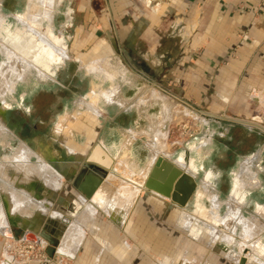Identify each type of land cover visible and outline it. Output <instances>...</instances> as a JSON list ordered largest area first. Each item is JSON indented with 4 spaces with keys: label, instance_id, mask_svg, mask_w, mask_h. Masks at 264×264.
Wrapping results in <instances>:
<instances>
[{
    "label": "crops",
    "instance_id": "1",
    "mask_svg": "<svg viewBox=\"0 0 264 264\" xmlns=\"http://www.w3.org/2000/svg\"><path fill=\"white\" fill-rule=\"evenodd\" d=\"M28 2L30 10L33 4H37L33 0ZM53 5L56 6L55 0L50 8ZM81 6L84 12L82 26L86 28L92 24L98 33H102L101 27L108 26L109 35L118 45L119 53L124 55L126 64L142 75V80L148 85L146 95L150 99L144 98L148 101L146 104L140 103L141 106L137 102L134 106L159 109L157 116L148 118L140 136L141 129L136 126L138 120L132 119V125L125 127V133L131 140L128 151L131 161L139 167L144 166L150 156V148L145 141L151 123L157 121L156 125L166 131L167 124L174 123L175 111L180 108L178 102L185 104V112L190 114L188 118L192 121L191 115H194L196 125L200 124L201 129L188 142L185 152L175 156L174 152L168 151V162L195 182L190 195L193 208L190 211L183 209L192 214L197 202L209 210L211 202L206 195L211 193L221 203L218 213L223 222L227 220L225 228L235 230L230 241L221 237L226 233L224 230L217 244L211 246L209 228L204 220L198 223L199 228L195 224L188 229L182 228V207L170 203L172 210L169 215L160 214L158 207L166 205L165 201L149 190L138 195L125 225L117 226L101 209L91 213L86 208L90 200L74 191L70 182L63 180L58 190L44 187L47 195L35 193L34 196L36 200L44 197L50 201L45 214L39 208L35 209L31 218L36 223L34 229L30 228L39 236L44 231L54 241V257L47 264H165L163 259L166 257L172 262L182 259L186 264H196L191 255L195 244H203L215 254L220 252L217 248L219 242L228 244V248H237L236 257L227 255L233 264H240L242 258L245 264H264V256L260 258L263 261H259L250 243L241 242L243 229L232 220L234 216H230L236 208L237 218L254 224L258 231L253 230L257 234L250 242L259 240L264 248V215L259 212L260 208L264 210V0H82ZM68 7L70 12L67 16L64 14V18L71 17L73 9L71 5ZM42 24L47 26L44 21ZM156 93L166 100L163 99L167 105L171 104L169 108H175L174 111L170 109L167 120L164 119L162 101L154 96ZM135 100L140 101L138 98L126 99V105H133ZM133 124L136 127L133 128ZM98 125L95 129L99 128ZM85 134L87 147L84 150H87L96 137V130L90 143ZM142 136L145 140L136 150L134 144ZM99 143L115 160L124 154L123 151L117 155L113 153L114 150H122L123 143L114 144L115 147ZM141 155L144 156L142 159ZM157 155L156 161L165 156ZM199 176L198 183L196 179ZM198 191L207 192L198 197ZM145 195L152 200H145ZM143 202L150 204L156 217L159 216L156 220L172 219L173 229H160L152 223L141 204ZM83 210L88 213L91 224L81 227V242L75 254L69 259L64 258L59 253V241L69 222ZM56 212L57 216L53 217ZM150 222L152 228L148 232ZM137 223L141 227L140 232L134 225ZM175 233H184L185 237L181 239ZM134 234L141 235L137 246L128 241V237ZM117 251L122 252L120 258ZM205 258L206 263L201 264H216V256L212 253Z\"/></svg>",
    "mask_w": 264,
    "mask_h": 264
},
{
    "label": "rangeland",
    "instance_id": "2",
    "mask_svg": "<svg viewBox=\"0 0 264 264\" xmlns=\"http://www.w3.org/2000/svg\"><path fill=\"white\" fill-rule=\"evenodd\" d=\"M36 1L39 2L38 0ZM36 1H34V3ZM52 2L53 0L50 3L52 4ZM28 3L27 1H25L24 3L22 0L21 2L19 0H0V16L3 17V19H5V22L7 25H9V28H12L20 24L19 21H17V19L15 18L16 15L24 16L26 13L30 12L29 14L35 16L38 12L40 11L44 12L45 8H48L50 11L49 20L47 19L43 20L45 23H47L46 28L48 29L46 31H50V28H52V30L56 34L62 36L64 35L66 37L67 39L66 45H67L68 53L66 55V52H64L65 56L64 54H62L63 57H61V60L63 62L66 58H68L67 61H71L70 64L72 68L69 71L70 72L69 74H71V76L66 83L63 84L58 83L59 85H53L51 82L54 80L52 79L51 76L48 75L49 76L48 80H41L40 78L37 77L36 73L34 72V74L27 75L25 81L18 82L16 84L15 90L11 94L12 96L7 95L5 100L6 103L4 105V108H2V112L5 117L4 119L5 131L7 133L5 139L6 146L5 147L0 146V159H2L3 156H8L9 157L7 158L8 160L11 159L13 156L16 155V153L19 151V148L21 146L26 147V149L31 154L32 153L31 150L33 149L28 147L26 145V142L31 138L32 132L39 133L40 135L43 136L42 138L43 141H41L40 144L41 145L46 144L48 148H50L52 153L55 155V161L53 163L59 166L60 164L75 163V159H74L75 157L81 159L80 161H83L86 157H88V154L91 153V148L94 147L99 142H105L107 146L112 145L111 147H115L114 144L118 146L123 143L122 150L120 149V151L118 152L117 150H114L113 153L115 155H117L121 151H123L124 153L125 149H127L130 152L131 140L129 138L130 136L129 135L127 136V133H125V129L132 125L131 124L132 119L138 120V124L136 126L138 129H141L139 131L140 132L139 136H140L143 131L142 129H145L147 126L148 118H154L155 115L158 114L159 112L158 107L142 109L141 107L137 108L133 105H126L128 103L126 104L124 103L123 105L120 106L116 102H114V103H101L100 108L102 109L101 110L102 113L100 112L97 115V117L90 116L89 114L86 115L85 111H87L88 109L87 108L89 102L88 96H90L93 91L99 94L102 91H107L110 87L113 86L120 87V95L125 100L127 99L130 101L135 98L141 99V96L143 97V99L145 96H146L145 98H147L148 95L146 94H147L148 85L142 80L143 79L142 75H140L139 73L137 74L135 71H132L131 68H129V66L126 64L124 55L119 53L118 45H115L114 39L113 37H111L112 35H109L108 26H105L103 28L101 27L102 33H98L95 30L94 25L92 24L87 26L86 29H84L83 26H82L83 28H80L81 27L79 22L80 14L77 15V18L73 23L74 26L72 29L67 30L63 26L62 16L64 14L65 16L69 14L70 9L68 6L71 5L70 8L73 9L74 7V9H77L79 6V0H64L63 4L61 3V0L60 1L55 0L56 6L53 5L52 8H50V5H48L46 2L45 5L43 4L39 5L37 3L38 5L33 4V6L31 7L32 10H30ZM65 8H67V11L64 10ZM39 24L40 26L42 25V23ZM37 31L39 32L40 30ZM44 33L45 32H43V34ZM100 39L102 41H100V43L97 45V42ZM76 58L78 59V63L75 62ZM3 61H6L5 56L4 54L3 55L0 54V62ZM90 63L93 64L95 69L88 72L86 67ZM118 68L124 69L125 76H120L119 74H117L116 76L111 78L110 75L109 77H105V75L103 74L104 70L105 72L107 71L113 73L116 72L115 70H118ZM84 70H86V73L89 75H86ZM74 77L76 79H82L81 82L82 84H78ZM109 78L112 80L108 81ZM124 79L128 81H125ZM84 89L86 91L88 90V93L86 94L85 98L79 99L77 92L80 90L84 91ZM151 91L153 90L150 89L149 92ZM136 103L137 100H135L133 104ZM178 104L180 105L181 109L179 108L177 110L178 112H176V116H175L176 118L174 117L175 118L174 123L167 124L166 133L167 131L168 133L166 134L164 132L166 134L165 135L166 139L163 138L162 141L164 145L167 144L166 146H163V148H165L164 149L165 155L168 154L167 157L168 159L170 157L169 152H174L175 156L181 154L182 152H185L184 148L188 146V142H191L190 140L193 138L194 134L196 132L198 133L201 129L200 124H198V126L196 125L197 121L194 120V115H191L192 121H190V119L188 118L190 114H187L185 112V106H184L185 104L182 103L180 104L179 102ZM139 108L141 109L138 110ZM74 113H77L79 116L77 115L75 119L76 123L73 122L74 124L73 125L71 124L72 127L70 126L67 128L65 127L59 128L57 126L59 118L63 117L66 114L74 115ZM106 120H114L115 122L111 123ZM96 124H99L98 125L99 128L95 129ZM136 126L133 124V128ZM95 130H96V137L92 141L93 138H91V135H94ZM85 133H87V136L89 137L88 143H90L91 141L92 142L90 148H87V150L83 149L80 151L81 152L80 153L77 152L76 147L78 145L80 147H87L86 146L87 139ZM64 140L65 142L66 141L67 142L66 143L63 142ZM144 140L145 137L142 136V138L134 144L136 150H138L141 147L142 142ZM147 141H148V137L145 141V144L147 145L148 148H150ZM69 145L72 146L74 149L72 147L70 148ZM67 147L70 148L71 151L70 155L67 154L66 152ZM143 157L144 156L141 155L140 159H142ZM156 158L157 157H155L154 159V164L156 163ZM30 160H31L30 164H35L38 162V160H36L35 155H32ZM9 165L10 168L7 169V173L5 177L12 182L15 177L13 175L15 173V170L13 169V164L11 162H9ZM50 166L54 170V172H52V175L54 177L55 175L61 176V173H59L54 167H52V165ZM177 166L180 167L179 164ZM181 167L183 168L184 165H182ZM123 178H125L128 182H131L134 178V174H130V171L126 169L125 171H123ZM145 178L146 175L141 180L143 184L144 182L146 183L148 179ZM63 180L64 182H66L64 176H62L61 178L60 186ZM196 180L199 183L200 176L197 177ZM143 191L146 190L143 189L142 192ZM36 194L39 196L38 193ZM0 199H2V197H0ZM164 201L167 207L172 210L170 205V203L172 204V202L170 200H164ZM188 203H189L188 204L189 208L186 210H190V208L193 207L194 204L193 198H190ZM141 204L144 207L146 211V215L149 217L150 221L152 223L157 224V227H159L160 229L166 228L167 230L173 229L172 225L174 222L172 219H165V221H162L160 219L156 220V218L159 216L156 217L150 204H147L146 202H143ZM133 207L134 204L130 209V213H132ZM169 209L164 208V210L167 213L165 212L164 214L163 213L160 214L164 216L169 215V212L171 211ZM159 210L161 209L159 208ZM186 210L181 209L182 213H186ZM186 214H190V213H186ZM151 222L149 224L148 232H150L152 228ZM17 223L18 222L13 221L12 224L20 227V225ZM33 223L34 221L29 222V224H33ZM155 224L154 226L156 227ZM116 225L120 226V224H116ZM122 225H125V223ZM134 225L138 227L139 223ZM140 228L141 227L139 226L138 227L139 232L141 230ZM11 229H14V227H11ZM225 229L221 228L219 229V231L222 232L223 230L224 232ZM228 229H227L228 231H232L234 228L232 230L230 228ZM29 230L30 229L26 227L23 229L24 232H27ZM30 231L33 233L32 230ZM175 235L178 236L180 235L179 237H181V239L185 237L184 233H179V234L175 233ZM140 237H141L140 234H138L137 236L134 234V236H132L131 238L128 237V241L132 242L133 246H137V243H139L140 241ZM262 237L264 242V236ZM15 241L16 240L4 238L0 234V264L4 260L5 255L9 257H13L14 264L15 262L16 264L19 263L24 264L22 260H24L26 264H47L54 257V254H52V257H48L47 255L48 248L49 247L53 248V245L49 244L48 241H46L45 246L42 247H40L39 244L33 242V240H26L24 238L22 239L20 238V240L17 241L18 243ZM21 241L22 243H20ZM9 244L10 245L13 244L12 248L10 249L8 248L10 246ZM198 244H195L194 246L191 244V246H193L191 255L195 259L196 264H201L202 262L206 263L205 256L211 253L214 255V253L213 251H210L208 247L204 246L203 244L200 243ZM28 246H31L32 248ZM230 248L234 250L236 247L230 246L229 249ZM235 250H237V248ZM60 256L62 255L60 254ZM218 258L219 259L216 264H233L232 261L228 262L222 256L220 257L218 256ZM57 259L59 258L56 257V260ZM176 261H178V259Z\"/></svg>",
    "mask_w": 264,
    "mask_h": 264
},
{
    "label": "bare ground",
    "instance_id": "3",
    "mask_svg": "<svg viewBox=\"0 0 264 264\" xmlns=\"http://www.w3.org/2000/svg\"><path fill=\"white\" fill-rule=\"evenodd\" d=\"M38 1L40 3L37 1L36 2L39 5L40 4L45 5V2L48 3V5H51L50 2L52 0H38ZM29 13H26L24 16L22 15L15 16L17 21H19V23L22 24L20 25L21 26L20 32L23 31L26 35H24L22 38H20V36H17L16 39L13 41L11 38L5 39L0 36V54L2 55L4 54L6 60L0 62V109H1L0 110V146L2 147L6 146L5 139L7 132L5 131V121H4V114L2 112V108H4V105L6 103L5 100L7 95H11L15 90L16 84L18 82L25 81L27 75L29 74H34L35 72L37 77L40 78L41 80H48L50 76V75L48 76V74L44 72L45 70L41 69V67L37 63L33 62L34 58L33 59L29 58L27 57V55L19 52L18 50L19 49H27V51L36 50L35 56L36 55L41 56L43 53H45L46 57L50 58L49 60H52L53 62H62L61 60V57H63L62 54H64L65 56L64 49L54 48L52 44H50V40L46 34L49 33L52 30V28H50V31H46V33L42 34L41 32H38L35 29V27L28 24V21L34 24H39L42 23L41 21L45 19L49 20V14H50L49 9L45 8L44 12L40 11L35 16ZM5 26L6 25L5 22L3 21V17L0 16V35ZM66 60H68V58H66ZM38 63L41 62L38 61ZM86 68L88 72L95 69L92 63L88 64ZM115 71L116 72L112 73L107 71L105 72L104 70L103 74L105 75V77H109L110 75L111 78L116 76L117 74H119L120 76H125L124 69L118 68V70ZM109 80L112 79L109 78L108 81ZM154 96L157 100L160 99V101H162L163 104L162 111L164 114V119L167 120V116H169V111L173 107L169 108L168 105L171 104L167 105V102H165L166 100L163 98L165 100L163 101V99L160 96H158L157 93ZM148 97L149 100L150 96ZM88 98H89L88 107H87L88 109L87 111H85V114L86 115L89 114L90 116H94V117L95 116L97 117V115L101 112L102 110L100 108L101 103L116 102L120 106L123 105L124 103L125 104L127 103V101L123 99V97L120 95L119 86L110 87L107 91H102L99 94L93 91L91 95L88 96ZM137 102L139 104L140 103L146 104L148 101L143 99V97L141 96L140 102L139 101ZM136 106L138 107V105ZM77 115H78L77 113H74V115H67V114L64 115L63 117L59 118L57 126L59 128L70 127L71 124L72 125L74 124L73 122H75ZM156 122L157 121H154L153 123H151L152 125H150L151 128L148 133V141H147V143L150 146V156L148 157V160L146 161L143 167H139L137 166L136 163L131 161L127 149H125L123 156L115 160L103 147L104 145L102 146L100 143H97L94 147L91 148V153H89L88 157L86 158H89L90 160H93L97 164L108 169L107 176L103 180L102 185H100L98 190L95 191L93 197L90 200V204H87L86 208L91 213L94 212L97 208H99L107 215H109L115 224L122 225L125 223V220L129 216L130 209L134 204V201L136 200L138 195L142 193L143 189L147 190L145 188L146 183L144 182L143 184L141 180L145 177V175L146 178L149 177V173L153 168L154 159L155 157H157V154L165 155V150H164L165 148H163V146H166L167 144L164 145L162 141L163 138L166 139L165 135L167 133L166 131H164L166 133L165 134L162 131L163 129L161 130L160 126L156 125ZM161 122H163V120H161ZM93 136L94 135H91V138ZM63 142H65V140ZM71 147L72 146H70V148ZM70 148L67 147V151H66L67 154L69 155L71 153ZM31 152L32 153L30 154L29 151L26 149V147L21 146L19 148V151L16 153V155L13 156L11 159L8 160L7 159L9 158L8 156H3V158L0 159V197H2V199H0V234L7 239L15 240L14 235H12L13 230L10 227L13 221L18 222L17 224H19L21 228L26 227L29 229L30 228L34 229L33 227L36 222H34L33 224H29V222H33L35 220L31 218L33 212L37 210L36 208H39V211H42V213L44 214L47 208L49 207L50 201H47L46 198L44 197L36 200V198L34 197L35 191L34 194H32L33 193L32 191L38 188L37 187L38 182H36V180H40L42 182L41 186L43 188L47 187L49 189L57 190L60 186L61 178L63 176L62 174L61 176L55 175V177L52 175V172H54V170L51 168L50 164L48 163L49 160L55 159V155L52 153V151L50 153L47 150L43 151L39 149L37 151L31 150ZM32 155H35L36 160H38V162L35 164H30L31 163L30 159ZM160 158L168 160L167 155L161 156ZM9 162L13 164V169L15 170V173L13 174L15 177L12 182L5 177L7 173V169L10 168ZM126 169L130 171V174H134V178L131 182H128L125 178H123V171H125ZM185 170L189 172V169L187 167H185ZM27 187H29L32 191L28 190ZM206 192L207 191H203V192L198 191V197H200L202 194H205ZM151 193L155 194L156 196L164 200H169L158 192L151 191ZM206 196H208V199L211 202V206H210L211 208L207 210L202 206V204L196 202L195 209L192 214H186V213L181 214L182 216L180 219L181 227L188 229L189 227H192V225L194 224L198 227L199 226L198 223L201 220L202 221L204 220V222L207 224L209 228L208 232H209V237H210L209 239L211 246L214 243L217 244L216 241L221 237H223V239H225L226 241L227 240L230 241L233 238V233H234L233 230L235 229L233 230L231 229L232 231L228 233L227 231L229 229L226 230L227 229L226 228L225 229L226 233L224 232L225 234H223V236L220 237L221 231H219V229L221 228L223 229L227 227V225L224 224L226 223L227 220L223 222V220L219 217L218 210L221 203L218 201L217 197L211 193L207 194ZM172 205H177V204L172 203ZM234 210L235 211L232 212L230 216L232 217L234 216L232 220L237 221L238 223L237 226L243 229V233H241L240 235L242 239L241 242H243V244L250 243V246L255 251V253L253 254L257 255L258 260L262 262L263 260H261L260 258H263L264 256V248L261 242L258 239H257L258 241L254 240L255 242L252 243L250 242V240L252 241L253 236L257 234V233L256 234L253 233L255 232L253 230H256V227L254 226V224H249V220H244V218L241 217L237 218V209L235 208ZM259 212L261 215H264V210L262 208L259 209ZM56 214L58 213L57 212L54 213L53 217L57 216ZM88 216L89 215L86 212V210H83L78 217H76L74 220H71L69 222L68 224L69 227L67 228L66 232L63 233L59 241L60 244L58 245L59 253L64 258L72 257L75 254L76 248L78 249L81 242L80 233L83 232V229L81 227H85V226L88 227L91 224ZM29 219H31V221ZM58 226L60 228V225ZM26 234L31 236L33 242L39 244L40 247L45 246L46 241L43 238H40V236L37 233L33 234L29 230L27 231ZM92 234H94V232H92ZM17 241L18 240H16L15 242ZM11 246L12 245H10L8 248H10ZM242 250L243 249H241V251ZM117 255L120 256L121 251H117ZM235 255L236 253L233 255V257H236ZM13 260H14L13 257H9L5 255L4 260L1 262V264H14ZM163 260L165 264H186L184 261H182V259H178V261L172 262L170 259L166 257Z\"/></svg>",
    "mask_w": 264,
    "mask_h": 264
},
{
    "label": "flooded vegetation",
    "instance_id": "4",
    "mask_svg": "<svg viewBox=\"0 0 264 264\" xmlns=\"http://www.w3.org/2000/svg\"><path fill=\"white\" fill-rule=\"evenodd\" d=\"M20 2H21V0H19ZM24 3H25V1H27V3H28V0H22ZM81 4H82V0H79V6H78V8L77 9H74V7H73V11H72V13L70 14L71 15V17H67V18H64V16H62V18H63V26L67 29V30H70V29H72L73 28V23L75 22V20H76V18H77V15H79L80 14V17H79V19H80V28H83L82 27V17H83V14H84V12H83V10L81 9ZM3 21L5 22V19H3ZM28 24L29 25H32L33 27H35L37 30H40L41 31V33L43 34V32H45L46 33V30H47V28H46V24H42L41 26H40V24H34V23H31V22H29L28 21ZM5 27H4V29H3V31L1 32V37H3V38H5V39H7V38H11L12 39V41L13 40H15L16 39V37L17 36H20V38H22L24 35H26L23 31L22 32H20L21 31V26L20 25H22L21 23L20 24H18V25H16V26H14V27H12V28H9V25H7L6 24V22H5ZM84 29H86L85 27H84ZM39 31V32H40ZM88 31V30H87ZM18 32H19V34H18ZM47 35V37L49 38V40H50V44H52V46L54 47V48H63V49H65V52H66V55H67V45H66V42H67V39H66V37L63 35H59V34H56L53 30H51L49 33H47L46 34ZM82 35V34H81ZM83 36V35H82ZM100 41H102L101 39L97 42V45L100 43ZM104 41V40H103ZM106 42V41H105ZM107 43V42H106ZM14 44H15V42H14ZM94 49V48H93ZM19 52H21V53H23V54H25V55H27V57H29V58H34L33 59V62H35V63H37L40 67H41V69H43V70H45L44 72L45 73H47L48 75H50L51 77H52V79L54 80V81H52V80H50V81H52L51 83L53 84V85H59L58 83H61V84H63V83H66L67 82V80L70 78V76H71V74H69L70 72V70H71V68H72V66H71V61H67L66 59L63 61V62H53L52 60H49L50 58H48V57H46V54L45 53H43V52H41V53H43L41 56L39 55V56H35V53H36V50H28L27 51V49H19L18 50ZM56 53V52H55ZM38 59V60H37ZM38 61L39 62H41V63H38ZM50 63H49V62ZM75 62H77L78 63V59L76 58L75 59ZM83 69V68H82ZM84 72H85V74L86 75H89V74H87L86 73V70H84ZM77 77V76H76ZM75 78V77H74ZM76 79V78H75ZM76 81H77V83L78 84H82L81 82H82V79H76ZM51 87H53V86H51ZM88 93V90L86 91L85 89H84V91H78L77 92V95H78V98L80 99V98H85V96H86V94ZM78 100V99H77ZM76 100V101H77ZM4 119H5V117H4ZM42 138H43V136L42 135H40L39 133H35V132H32V134H31V138L26 142V145L28 146V147H30L31 149H33L34 151H37V150H47L48 152H50L51 153V150H50V148H48V146L45 144V145H41L40 144V142L42 141ZM40 144V145H39ZM112 146V145H111ZM111 146H109V147H111ZM80 148H82V149H80ZM84 149V147H80L79 145L76 147V150H77V152H80L81 150H83ZM81 153V152H80ZM75 159V163H66V164H60V166L59 165H56V164H54L53 162L55 161V159L54 160H49L48 161V163L50 164V165H52V167H54L59 173H61L63 176H64V179L66 180V182L68 181V182H70L71 183V185H72V181L78 176V175H80V173L82 172V168L84 167V165H85V159L83 160V161H80L81 159H79V158H77V157H75L74 158ZM79 164H80V166H79ZM77 166H79V167H77ZM36 182H38V184H37V189H34L33 191L29 188V187H27L28 188V190H30V191H32L33 192V194H34V191H35V193H38L39 194V196L40 195H47L48 194V192L46 193V192H44V188L43 189H41L42 187H41V181L40 180H36ZM39 185V186H38ZM73 186V185H72ZM74 188V187H73ZM74 191H76V190H74ZM35 195V194H34ZM144 199L145 200H147V199H151V198H149V195H145L144 196ZM152 200V199H151ZM189 201V200H188ZM188 204L189 203H187V205H186V207H185V209H188L189 208V206H188ZM171 205V204H170ZM166 206V207H165ZM172 206V205H171ZM159 208L161 209L160 210V212L161 213H165L166 211L164 210V208H167V209H169L168 207H167V205H162V206H159ZM193 207H191L190 208V210L192 209ZM169 210H171V209H169ZM190 210H187V211H190ZM167 213V212H166ZM12 227V226H11ZM22 229H24V228H22ZM12 230H14V229H12ZM22 239V236H20L19 237V239ZM18 239V240H19ZM235 247V246H234ZM217 248L219 249V251L222 253V254H219V253H215L214 255L216 256V258H217V260H215V262L217 263V261H218V256L220 257V256H222L223 258H225V260H227L228 262H230V261H232L231 259H228L227 258V255L228 256H231V255H234L235 254V252L237 251V250H233V249H229L228 248V244H225L224 242H219L218 243V245H217ZM214 253V252H213ZM233 262V261H232Z\"/></svg>",
    "mask_w": 264,
    "mask_h": 264
},
{
    "label": "water",
    "instance_id": "5",
    "mask_svg": "<svg viewBox=\"0 0 264 264\" xmlns=\"http://www.w3.org/2000/svg\"><path fill=\"white\" fill-rule=\"evenodd\" d=\"M107 173V168L86 158L82 172L72 181V185L86 200H91L95 191L106 178ZM145 188L162 194L180 207H186L190 195L195 189V182L187 174L173 167L168 160L159 158L149 174ZM12 227H14L15 240H18L20 236L26 240H33L21 227L14 224ZM40 238L46 239L49 244L54 245V241L46 236L44 231L40 234ZM52 254L53 248L49 247L47 250L48 257H52ZM240 264H245V259L242 258Z\"/></svg>",
    "mask_w": 264,
    "mask_h": 264
},
{
    "label": "built area",
    "instance_id": "6",
    "mask_svg": "<svg viewBox=\"0 0 264 264\" xmlns=\"http://www.w3.org/2000/svg\"><path fill=\"white\" fill-rule=\"evenodd\" d=\"M20 243H22V241H21ZM24 243H26V242H24ZM26 244H28V243H26ZM12 245H13V244H12ZM28 245H30V244H28ZM31 246H32V245H31ZM31 246H28V247L32 248ZM33 246H35V245H33ZM11 247H12V246H11ZM11 247H10V248H11ZM10 248H9V249H10ZM22 261L24 262V264H26V262H25L24 260H22Z\"/></svg>",
    "mask_w": 264,
    "mask_h": 264
}]
</instances>
